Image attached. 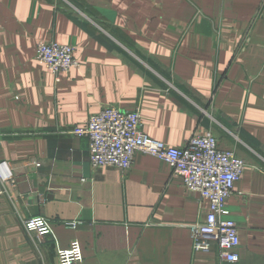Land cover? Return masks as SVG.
<instances>
[{
    "label": "crops",
    "instance_id": "obj_1",
    "mask_svg": "<svg viewBox=\"0 0 264 264\" xmlns=\"http://www.w3.org/2000/svg\"><path fill=\"white\" fill-rule=\"evenodd\" d=\"M50 40L80 66L57 78L37 59ZM102 105L140 107L142 131L168 146L212 131L243 158L227 217L237 264H264V0H0V264H59L73 239L82 264H220L217 246L193 249L209 202L166 162L92 166L71 130ZM33 217L52 232L28 231Z\"/></svg>",
    "mask_w": 264,
    "mask_h": 264
},
{
    "label": "built area",
    "instance_id": "obj_2",
    "mask_svg": "<svg viewBox=\"0 0 264 264\" xmlns=\"http://www.w3.org/2000/svg\"><path fill=\"white\" fill-rule=\"evenodd\" d=\"M75 52L74 45L53 40L40 41L37 45V59L57 78L61 73L80 66ZM141 125L140 107L122 110L113 105H102L84 126L74 127L71 133L89 139L90 162L96 168L114 167L127 171L138 152L166 162L172 174L181 177L187 190L198 193L202 201L209 202L206 217L190 225L193 249L211 251L217 246L220 264H237L240 260L239 228L233 219L227 217V203L248 163L234 151L220 148L212 131L193 135L182 147H172L148 137ZM36 165L40 166V163L36 162ZM10 181L9 177L0 174V195L5 193ZM65 224L76 229L79 221ZM25 227L39 236L52 232L50 221L44 217L27 219ZM58 260L59 264H82L84 254L80 240L73 239L68 248L59 249Z\"/></svg>",
    "mask_w": 264,
    "mask_h": 264
}]
</instances>
